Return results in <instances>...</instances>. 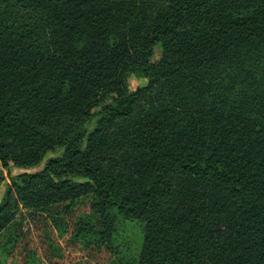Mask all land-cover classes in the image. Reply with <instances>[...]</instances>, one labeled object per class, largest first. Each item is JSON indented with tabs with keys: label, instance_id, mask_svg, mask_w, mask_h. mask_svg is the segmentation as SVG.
<instances>
[{
	"label": "trees",
	"instance_id": "obj_1",
	"mask_svg": "<svg viewBox=\"0 0 264 264\" xmlns=\"http://www.w3.org/2000/svg\"><path fill=\"white\" fill-rule=\"evenodd\" d=\"M0 165V233L90 196L125 264H264V0H0Z\"/></svg>",
	"mask_w": 264,
	"mask_h": 264
},
{
	"label": "rangeland",
	"instance_id": "obj_2",
	"mask_svg": "<svg viewBox=\"0 0 264 264\" xmlns=\"http://www.w3.org/2000/svg\"><path fill=\"white\" fill-rule=\"evenodd\" d=\"M159 57L160 47L157 46L153 60ZM147 82V78L134 73L128 77L130 90L142 87ZM92 127L93 124L90 125ZM62 152L61 148L49 150L40 164L12 166L10 173L39 171L49 158L58 157ZM0 170L4 173V178L0 180L1 203L11 181L8 171L1 165ZM75 180L83 181L85 178ZM119 224L107 245L96 236L100 218L92 208L90 196L79 198L71 205L64 202L30 209L19 205L14 218L0 233V264L134 263L142 246L143 224L127 219L120 220ZM80 225L90 233H79Z\"/></svg>",
	"mask_w": 264,
	"mask_h": 264
}]
</instances>
